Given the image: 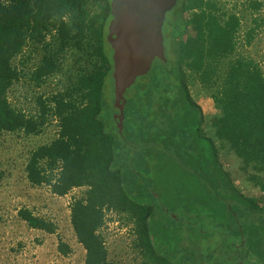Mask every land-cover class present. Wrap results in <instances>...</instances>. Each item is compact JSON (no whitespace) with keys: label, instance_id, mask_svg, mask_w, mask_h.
<instances>
[{"label":"trees","instance_id":"obj_1","mask_svg":"<svg viewBox=\"0 0 264 264\" xmlns=\"http://www.w3.org/2000/svg\"><path fill=\"white\" fill-rule=\"evenodd\" d=\"M109 3L0 0V138L38 135L57 122L56 137L28 153L24 173L30 187H46L56 197L84 190L69 205L83 264H116L101 232L108 213L131 225L138 264H264V197L235 185L241 180L264 195V66L236 54L242 13L225 12L222 0H178L163 25L165 60L155 61L129 89L118 133L106 41ZM243 8L251 16L248 47L264 26L262 15L254 17L264 0H246ZM191 79L219 112L210 120V136L201 127ZM21 87L28 104L16 106L11 97L16 100ZM173 168L216 219L225 246L216 253L225 262L202 252L209 248L205 230L157 205L150 175ZM159 213L163 231L156 228ZM17 218L27 229L57 234L55 221L29 208H19ZM187 236L194 242L189 249ZM158 238L168 241L167 252ZM57 251L71 253L60 238Z\"/></svg>","mask_w":264,"mask_h":264},{"label":"rangeland","instance_id":"obj_2","mask_svg":"<svg viewBox=\"0 0 264 264\" xmlns=\"http://www.w3.org/2000/svg\"><path fill=\"white\" fill-rule=\"evenodd\" d=\"M246 0H227L223 2L222 8L225 9V12L231 13L236 12L243 15L242 17V30L239 32L237 41V51L236 54L239 56H247L254 59L257 62H262L264 66V26L262 29H258L254 34V39L251 41L248 47H245L244 44V34L248 23L251 20L250 13L244 10L243 5ZM226 4V6H225ZM234 10V11H232ZM170 13V12H169ZM169 13H167L169 15ZM166 14L165 18H168ZM264 17V10L260 14H256L254 17L258 18ZM108 27V25H107ZM107 32V29H106ZM107 36V33H106ZM33 60H25V64L21 67L22 69L28 68L31 66ZM264 69V67H263ZM193 79L190 80L189 89L191 92L192 98L198 103L201 102L203 106L209 104L210 102L209 93L199 84L194 83ZM23 88L19 89V94L15 100L11 97V101L16 106H25L28 103L25 101ZM41 91V90H39ZM129 90L126 92L125 97L128 95ZM16 93V92H14ZM207 131V130H206ZM57 133V122L51 120L42 133L38 135H25L23 133H13V134H4L0 138V227L5 229L3 236L0 239V250L1 258L0 264H42L41 262L46 261L47 264H81L84 259V251L82 247L76 244L70 222H69V203H71L74 197H80L83 193V189H74L67 196L57 198L51 196L45 187H41L36 190L35 188H30L25 184H22L21 179H23V168L28 153L35 149L36 147L49 143L56 137ZM220 161L224 164V167L228 166L225 157L221 155ZM182 176L184 174L177 168L173 170H168L164 175L154 173L150 175L152 181L151 190L154 192L157 198V205H161L164 208H167L173 212V217H178L179 219L184 220V222L193 224L197 228L205 230L208 237L204 240V245L209 246V248L202 249L203 253H208V250H211L213 256H218L221 261L225 262V255L220 257L222 252V247H225L221 241V236L223 232L216 229L217 222L211 212L208 211L207 207L198 204L195 201L197 198V193L193 187L184 186L182 183ZM18 179V180H15ZM20 179V180H19ZM241 180L235 182V185L242 188L246 194L255 197H261L260 192L246 189L240 182ZM17 183V194L19 200L10 201L5 199L4 192L9 190L6 186L9 183ZM37 191V193H36ZM30 193V197L28 194ZM197 200V199H196ZM30 205L35 214L50 218L56 222L58 226V235H53L46 239V246L40 251V255L37 260H35L34 252L42 243L41 236L39 233L30 232L21 222L16 221L14 211L17 207H25ZM199 208H198V206ZM157 226L156 228L159 231H163L165 226V217L159 213L156 218ZM16 230L14 236L6 235L5 232H12ZM131 225L125 224L124 219L120 216L108 213L105 216V224L101 229L105 239V246L108 250L109 259L115 262L116 264H138L140 262L139 256L132 248V231ZM218 235L216 234V231ZM165 231V230H164ZM219 236V238H217ZM58 237L64 242L70 245H73V255L69 257L68 260L60 258L54 255H51L48 258L49 254H42L43 251H51L54 249V245L58 244ZM229 237V236H228ZM227 237V239H229ZM43 239V240H44ZM157 239V237H156ZM161 248L164 250H169L170 246L168 241L165 238L160 239ZM225 239V237H224ZM40 241V242H38ZM184 241L187 244V248L192 247L193 240L191 236L184 238ZM19 244L24 245L23 248H27L26 251H22L21 254L14 253L11 247L20 248ZM185 244V243H184ZM14 249V248H13ZM30 251V254L27 251ZM186 249V248H184ZM181 252V251H180ZM215 252V253H214ZM18 254V255H16ZM42 254V255H41ZM52 254H55L54 252ZM180 253H178L179 255ZM3 255V256H2ZM15 256V258H14ZM180 257V255H179ZM215 258V257H214ZM40 261V262H39ZM214 261V260H213Z\"/></svg>","mask_w":264,"mask_h":264},{"label":"water","instance_id":"obj_3","mask_svg":"<svg viewBox=\"0 0 264 264\" xmlns=\"http://www.w3.org/2000/svg\"><path fill=\"white\" fill-rule=\"evenodd\" d=\"M178 0H110L106 41L112 50V119L122 132L125 94L145 77L155 61H164L165 16Z\"/></svg>","mask_w":264,"mask_h":264},{"label":"crops","instance_id":"obj_4","mask_svg":"<svg viewBox=\"0 0 264 264\" xmlns=\"http://www.w3.org/2000/svg\"><path fill=\"white\" fill-rule=\"evenodd\" d=\"M208 99V98H207ZM209 100V99H208ZM209 102H210V105L209 104H207V105H205V106H203L202 104H201V102H197L196 101V103L201 107V110H202V125H201V127H202V129L204 130V132L206 133V135L207 136H210L211 135V130H210V126H209V123H210V120L213 118V117H215V116H218L219 115V112L215 109V108H213V105H212V102H211V100H209ZM207 130V131H206ZM15 180H18V179H15ZM20 180V179H19ZM21 181H22V184H25V185H27L28 187H30L29 186V184L27 183V181H26V178H25V173H24V168H23V179H21ZM16 184L17 183H9L7 186H6V188L8 187L9 188V190H6L5 192H4V196H5V199H7L8 198V200L10 201V199H13L14 201H17V200H19V198H18V196H17V194L19 193V192H17V186H16ZM30 188H32V187H30ZM41 187H39V188H35L36 190H38V189H40ZM46 188V187H45ZM46 191L50 194V192H49V190L46 188ZM36 193H37V191H36ZM51 196H53L52 194H50ZM28 197H30V193L28 194ZM56 197V196H55ZM57 198H60V197H57ZM68 205H70V203L68 204ZM26 208H29V209H31L32 207L30 206V205H27V206H25ZM19 208H21V206H19V207H17L16 209H15V211H14V215H15V219H16V221L17 222H19V224H20V222L21 221H19L18 220V218H17V211H18V209ZM22 223V222H21ZM23 225H24V223H22ZM25 226V225H24ZM26 227V226H25ZM30 232H36V233H39L40 234V236H41V239H40V241L42 240V243H41V245L39 246V247H41V249H37L35 252H34V254H35V260H37V258H38V256L36 255V254H39L40 253V251H42V248L44 247V246H46V243H45V241H46V239H44V238H48V237H51V236H53V235H47V234H45V233H42V232H39V231H35V230H30V229H28ZM5 231V229H3V228H1L0 227V239H1V237L3 236V232ZM16 230H13L12 232L10 231L9 233L8 232H5V234L6 235H8L9 234V236H11V239H12V236H14L15 234H16V232H15ZM56 235H58V232H57V234ZM59 238V237H58ZM44 239V240H43ZM40 241H38V242H40ZM67 244V243H66ZM77 244V243H76ZM19 246H20V248L19 249H17V247H11L12 249V251L14 252V253H18V254H21L22 253V251H26L27 250V248H23L24 247V245H21V244H19ZM69 247H70V249H71V253H69L68 255H66V256H62V255H60L59 253H58V251H57V245L55 244L54 245V249L53 250H51V251H48V250H45V251H43L42 252V254H44V256L46 257V255L47 254H49V256H48V258H50L51 257V255H54V256H57V257H60V258H64V259H66V260H68V258L69 257H72V255H73V245L70 243V245H69ZM14 248V249H13ZM0 252H2L1 250H0ZM55 253V254H52V253ZM27 253L28 254H30V251H29V249H28V251H27ZM18 254H16V255H18ZM41 254V255H42ZM46 254V255H45ZM40 255V254H39ZM3 256V255H2ZM0 258H1V253H0ZM14 258H15V256H14ZM84 260V259H83ZM40 262V261H39ZM42 264H47V259H46V261H44V262H41ZM52 264H53V261H52ZM81 264H83V261L81 262Z\"/></svg>","mask_w":264,"mask_h":264}]
</instances>
